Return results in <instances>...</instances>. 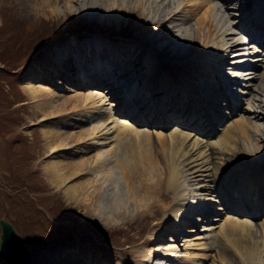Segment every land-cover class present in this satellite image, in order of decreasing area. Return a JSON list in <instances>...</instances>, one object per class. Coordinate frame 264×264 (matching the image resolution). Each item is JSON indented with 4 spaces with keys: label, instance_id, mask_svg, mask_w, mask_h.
<instances>
[{
    "label": "bare ground",
    "instance_id": "6f19581e",
    "mask_svg": "<svg viewBox=\"0 0 264 264\" xmlns=\"http://www.w3.org/2000/svg\"><path fill=\"white\" fill-rule=\"evenodd\" d=\"M56 1L10 0V4L17 11L53 14L59 11ZM75 1L88 13L97 14V8L86 7L84 0H62L67 9ZM158 1L149 0V13L142 7L139 8L143 11L137 8L138 4L127 10L131 11L135 20L134 45L107 39L95 44L87 42L84 48L78 42L70 41L58 48L56 53L67 52L64 62H70L71 55L72 62L77 60L72 65H76L80 79L83 77L91 85L100 86L101 83L102 86H112L108 93L113 91L120 95V103L114 112L120 117H114L109 107L105 106L109 104L105 99L92 105L83 116L97 119L98 123L93 126L96 134L81 141V146L72 150L69 143H61L56 131L55 134L49 130L44 132L49 153L42 168L55 187L63 188L67 203L82 205L88 213L106 222L118 216L132 217L137 211L146 217L157 218L162 211L163 216L151 226L155 231H150L149 235L156 234L163 239L171 230L174 235L166 238L164 244L141 248L142 261L149 264V257L155 256L157 263L183 264L192 249L201 252L202 260L212 256L217 251L218 239L227 237L234 220L254 227L249 217L237 218L227 214L223 219L222 211L233 210L236 214H243L248 211L246 203L251 200L255 208L253 215L258 217L264 210V46L261 51L253 45L264 44V0H247L249 11L243 16L241 14L239 19H232L233 14L229 12L232 6L213 2L219 17L213 18L212 27L203 25L201 17L196 15L197 5L182 13L178 0H171L174 3L177 1V4L169 11L166 9L169 0ZM151 2H157L154 10H150ZM112 10L111 13L119 17L121 9ZM190 17L195 19V31L185 27ZM248 39L253 43L243 47ZM76 48H83L84 57L71 53ZM252 48H255L254 51L247 50ZM252 53L258 56L251 58ZM47 59L48 67L53 68L55 73L71 71L68 63L59 66L51 54ZM81 59L86 64V73L83 69L79 71ZM110 62L117 63L118 69L124 71L122 80L129 83L126 89L118 86L119 92H116L117 88L113 85L118 79L113 76L114 66L110 67ZM223 70L225 74H230L227 78L221 76ZM48 77L51 78V75ZM226 82L229 87L237 88L234 92L240 94L239 102L229 97V91L222 85ZM25 89L34 107L43 103L52 105L57 99L54 98L57 96L45 91L42 94L34 83H26ZM96 90L90 89L88 94L93 97L97 94ZM215 108L220 110L221 116H215ZM205 110L212 112L211 120L216 119L217 123L225 122L226 118L236 114L239 120L235 118L226 122L222 135L212 140L210 138L215 130L211 125H205ZM46 114L43 112L39 120L45 119ZM129 115L132 116L130 120L127 118ZM148 118L153 120L154 125L170 127V131L165 134L154 128L148 131L134 125H148ZM200 124L203 125L200 127ZM132 133L138 138L140 151L154 134L160 145L168 140L171 149L178 153L166 181L159 179L156 184H149V201L141 198L134 188L130 195L120 188L121 178L116 167L123 161V156L118 147L128 142ZM90 148L96 150L94 156L78 160L72 158L71 152L81 156ZM229 160L235 163L229 169L227 165L224 184L229 185L222 190L218 186L219 175ZM88 172L92 175L89 176ZM110 181L115 183L111 195L105 190ZM212 194L219 200L212 198ZM215 201L219 204L213 205ZM127 204L132 207L130 215H124L129 210L124 213L118 209L121 206L124 210L128 209ZM235 204H240L241 209ZM192 211L199 213L194 221L200 223L198 229L193 222L192 226L184 227V223L191 221ZM211 211L214 214L209 217L207 214ZM178 239L183 241L180 243L182 247L176 244ZM144 241L148 242L149 238ZM257 262L251 264H264L261 258Z\"/></svg>",
    "mask_w": 264,
    "mask_h": 264
},
{
    "label": "rangeland",
    "instance_id": "374dc122",
    "mask_svg": "<svg viewBox=\"0 0 264 264\" xmlns=\"http://www.w3.org/2000/svg\"><path fill=\"white\" fill-rule=\"evenodd\" d=\"M178 1L182 5V13L197 5L196 15L201 17L203 25L211 27L214 24L213 18L219 17L217 15L219 11L212 5L213 2L232 6L229 10L233 14L232 19H239L246 11H249L247 0ZM56 2L59 4V11L48 14L27 10L17 11L11 6L10 0H0V219L11 222L23 236L31 252L27 264H144L140 253L141 248L147 245L156 246L158 243L164 244L169 237H172L170 236L173 234L172 230L167 231L163 239H159L156 234L149 235L150 231H155V228L151 226L154 221L163 216L162 211L158 213L157 218L146 217L144 213L139 214L141 211H137L132 217L118 216L106 222L103 218L94 217V214L88 213L82 205L67 203L63 188L55 187L44 174L42 167L49 153L45 145L47 136L43 134L44 132L56 131L61 138V143H69L72 150L80 147L81 141L88 140L96 134L93 126L98 123L97 119L93 117L87 119L83 116L92 105L99 104L102 99H105V102L109 103L105 106L109 107L114 117H120L114 113L120 103V95L113 91L108 93L112 86H102L101 83L100 86L91 85L83 77L80 79L81 75L76 73V65H72L76 64L77 60L72 62L71 55V61L64 62L67 52L56 53L58 48L70 41L78 42L84 48L87 42L95 44L96 41L107 39L122 40L127 45H134L135 20L131 11L127 10L138 4L137 8L142 7L146 13H149L147 11L149 0H84L86 7L97 8L95 15L88 13L86 8L83 9L78 1L73 2L70 9L65 7L62 0ZM156 4L157 2H151L150 10L157 8ZM176 4L177 1L175 3L171 0L167 1V11ZM15 5L18 8L16 3ZM116 8L121 9L119 17L111 13L112 9ZM185 27L195 31L194 17H190ZM38 38H41L43 44L34 46ZM246 43L243 47H247L253 41L248 39ZM253 45L262 51L261 43ZM83 48L68 52L84 57ZM254 49L247 50L254 51ZM49 54L59 66L62 63H68L67 67L71 71L55 73L54 69L47 65ZM257 56V53L250 54L251 58ZM3 59L7 62L5 63ZM112 66H114L113 76L118 79L113 86H116V92H119L118 86L126 89L129 83L122 80L121 74L124 71L118 69V64L114 65L110 62V67ZM80 69L83 71L87 69L82 59L79 61V71ZM224 71L223 76L230 75L225 74ZM48 75H51L53 79ZM29 82L34 83L42 94H44L42 91H45L49 95L57 96L54 97L57 99L52 102V105L42 102L43 104L34 107L32 98L25 89L26 83ZM223 86L225 88L226 85ZM228 88L229 97L239 102L240 94L234 92L237 88ZM90 89H97V94L91 97L88 94ZM45 96L48 95L43 97ZM68 101L71 102L68 103ZM217 109L215 108L216 117L222 115ZM49 111H51L50 114ZM43 112H47V117L39 120ZM204 113L205 125L209 127V124L215 130L210 138L212 140L222 135L226 122L233 121L235 118L239 120V115L236 114L226 118L225 122L217 123L216 119L211 120L213 117L210 110H205ZM105 117L108 118V115L105 114ZM131 117V115L127 116L129 120L132 119ZM148 120V125L145 123L134 125L147 128L148 131L154 128L165 134L170 131V127L154 125L152 119L148 118ZM201 125L203 124H200V127ZM201 136L207 138V135L202 133ZM148 141L140 151L138 138L132 133L130 140L118 147L123 161L116 168L121 178L120 188L128 195L134 188L141 198L149 201V184H156L159 179L166 181V177L176 163L178 153L171 149L168 140L160 145L154 134ZM95 152V149L90 148L86 149L84 155H77L76 152H71V155L74 160H78L85 156H94ZM234 163L233 160L227 161L219 175L218 186L222 190L224 187L227 189L226 186L229 185L224 184L228 173L227 165L229 169L234 166ZM88 174L92 175L90 172ZM114 189L113 181L105 187L106 193L110 195ZM250 195L252 196V193ZM212 198L219 200L214 194ZM217 204H219L218 201L213 202V205ZM234 206L238 209L242 207L240 204ZM246 206L248 211L242 212L243 214H236L230 210L222 211L221 216L223 219L227 214L237 218L249 217L254 227L234 220L229 226L230 232L227 237L218 239L217 251L213 252L212 256L202 260L201 252L192 249L183 264H251L260 258L264 263V226H262L264 210L256 217L253 215L255 208H253L252 200L247 202ZM127 207L126 210L124 206L118 209L124 213L129 210L124 215H130L131 204H127ZM213 214L214 211H211L207 215L211 217ZM196 215L199 213L192 212L191 221L184 223V227L192 226L193 222L197 229L200 228V223H194ZM260 222L261 225H259ZM148 238V242L144 241ZM182 242L178 239L176 244L182 247L180 245ZM149 258V264H163L157 263L155 256ZM0 264H7L1 256Z\"/></svg>",
    "mask_w": 264,
    "mask_h": 264
},
{
    "label": "water",
    "instance_id": "95a60500",
    "mask_svg": "<svg viewBox=\"0 0 264 264\" xmlns=\"http://www.w3.org/2000/svg\"><path fill=\"white\" fill-rule=\"evenodd\" d=\"M0 255L7 264H27L31 252L13 225L0 219Z\"/></svg>",
    "mask_w": 264,
    "mask_h": 264
},
{
    "label": "trees",
    "instance_id": "16d2710c",
    "mask_svg": "<svg viewBox=\"0 0 264 264\" xmlns=\"http://www.w3.org/2000/svg\"><path fill=\"white\" fill-rule=\"evenodd\" d=\"M22 42H23V41H22ZM42 44H43V43H42L41 38H38V39H36L34 46H35V45L38 46V45H42ZM23 46H24V45H23ZM34 46H33V47H34ZM3 60H4L5 63L7 62L5 59H3ZM7 66H9V65H7Z\"/></svg>",
    "mask_w": 264,
    "mask_h": 264
}]
</instances>
